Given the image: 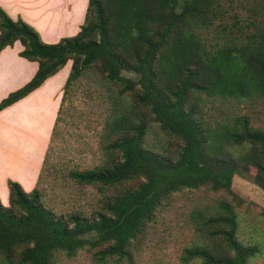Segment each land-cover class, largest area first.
Instances as JSON below:
<instances>
[{
	"label": "trees",
	"instance_id": "16d2710c",
	"mask_svg": "<svg viewBox=\"0 0 264 264\" xmlns=\"http://www.w3.org/2000/svg\"><path fill=\"white\" fill-rule=\"evenodd\" d=\"M226 13L229 26L213 25ZM16 41L22 47L18 56L35 62L37 69L0 101V111L67 62L63 94L83 71L97 65L106 81L120 87L118 97L137 91L134 106L145 108L181 145L172 157L144 150L145 117L114 104L103 124L104 161L68 173L78 185L114 192L100 211L64 217L42 204L36 188L26 193L8 181V204L0 203V264H51L55 253L68 258L84 246L102 247L94 256L101 263L127 257L129 243L170 193L208 187L235 196L230 189L239 171L234 150L244 167L255 170L252 184L264 193V132L250 128L244 115L230 122L211 121L203 111L204 105V110L211 109L207 105L212 100L264 103V0H88L79 31L52 45L0 8V51ZM120 70L134 78L119 76ZM189 95L195 97L191 106ZM133 179L141 180L134 189L116 191ZM214 209L212 216L197 215L195 229L205 245H223L226 251L214 258L201 244L194 245L184 250L181 261L246 264L255 249L235 241L232 207L217 200ZM17 250L22 252L16 255Z\"/></svg>",
	"mask_w": 264,
	"mask_h": 264
},
{
	"label": "rangeland",
	"instance_id": "374dc122",
	"mask_svg": "<svg viewBox=\"0 0 264 264\" xmlns=\"http://www.w3.org/2000/svg\"><path fill=\"white\" fill-rule=\"evenodd\" d=\"M222 5L226 3L223 1ZM217 22L229 26V14L216 19L213 25ZM215 28L220 30L219 25ZM205 35L211 38L210 35ZM118 74L134 78L130 71L120 70ZM119 89V86L104 79L97 65L83 71L81 77L64 94L60 89L56 121L35 186L42 204L55 215L65 217L80 213L88 216L100 211L99 206L106 196L114 192L110 189L100 193L96 187L78 185L68 177L70 171L90 169L104 161L103 124L114 104L120 103L122 109L136 110L137 116L145 117L146 129L142 141L144 150L166 153L172 157L181 145L177 137L160 129L145 108L134 106L133 97L137 91L118 97ZM189 96L187 105L191 106L195 97ZM199 98L202 100L203 96ZM212 101L214 102L210 103L209 100L210 104L207 105L211 109L204 110L206 106L203 107L208 120L230 122L234 116L244 115L250 128L264 132L263 102L249 103L229 99L223 102ZM232 152L239 169L230 186L235 196L224 191L211 192L208 187L172 192L161 201L152 221L144 227L140 236L129 243L127 257L101 263L94 256L103 248L89 249L84 246L68 258L59 252L55 253L51 264H203L200 259L183 262L181 258L185 249L200 244L214 258L226 251L223 245H217V249L212 248L211 244L205 245L203 234L195 229L197 215L212 216L217 200H223L232 207L236 221L235 241L243 247L255 249V254L246 264H264V193L252 184L255 170L249 165L244 167L239 155H236L237 150ZM140 182V179H133L122 183L116 191L122 193L134 189ZM20 252L22 250H17L15 254Z\"/></svg>",
	"mask_w": 264,
	"mask_h": 264
},
{
	"label": "crops",
	"instance_id": "0c3cea01",
	"mask_svg": "<svg viewBox=\"0 0 264 264\" xmlns=\"http://www.w3.org/2000/svg\"><path fill=\"white\" fill-rule=\"evenodd\" d=\"M88 0H0V8L33 28L41 42L56 44L74 36L83 23ZM16 41L0 51V101L34 75L37 65L18 56ZM67 62L24 98L0 111V203L8 204L7 182L24 192L35 188L58 109ZM59 95V96H58ZM38 140V141H37Z\"/></svg>",
	"mask_w": 264,
	"mask_h": 264
}]
</instances>
